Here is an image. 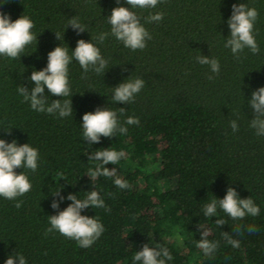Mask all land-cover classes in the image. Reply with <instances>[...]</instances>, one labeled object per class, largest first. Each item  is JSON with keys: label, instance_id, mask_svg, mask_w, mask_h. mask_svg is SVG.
<instances>
[{"label": "trees", "instance_id": "trees-1", "mask_svg": "<svg viewBox=\"0 0 264 264\" xmlns=\"http://www.w3.org/2000/svg\"><path fill=\"white\" fill-rule=\"evenodd\" d=\"M240 3L259 13L254 36L260 50L253 54L245 48L237 57L225 42L232 6ZM118 6L130 7L126 0H0V11L13 21L30 17L38 36L20 59L0 56V138L29 143L40 155L35 173L16 169L32 184L30 192L17 198L22 206L0 197V264L16 253L27 264H133L145 244L167 248L173 259L166 264H264V136L250 127L255 113L249 104L252 92L264 87V0H164L154 9H134L152 36L146 48L133 51L111 35L103 43L93 39L108 61L104 75L89 71L85 78L73 58L72 97L53 96L45 87L49 104L71 100L73 114L61 118L34 111L18 87H34L32 71L47 66L56 46L71 55L78 40L90 42L101 32L110 33L107 17ZM156 12L163 19L146 22ZM73 17L87 29L78 33L68 25ZM199 55L216 58L219 74L198 63ZM137 78L145 84L134 102H113L114 87ZM105 107L117 113L127 134L117 132L91 145L83 138L82 117ZM130 116L139 124L127 125ZM4 127H12L10 134ZM108 147L125 152L117 165L105 167H116V176L129 189H119L115 177L91 180L87 175L100 163L88 156ZM229 187L240 198H251L259 215L233 220L217 206L216 216H205L204 206L222 199ZM57 190L65 199L53 209ZM91 190L99 192L106 207L81 213L104 225L90 248L47 232L49 216L72 203L69 193L84 199ZM217 219L226 223L219 226ZM250 225L255 232L248 231ZM203 229L209 230L210 241L218 242L211 257L197 247ZM225 233L240 246L233 248Z\"/></svg>", "mask_w": 264, "mask_h": 264}, {"label": "clouds", "instance_id": "clouds-1", "mask_svg": "<svg viewBox=\"0 0 264 264\" xmlns=\"http://www.w3.org/2000/svg\"><path fill=\"white\" fill-rule=\"evenodd\" d=\"M130 7L118 6L112 9L111 15L107 17V22L111 25V31L101 32L91 41L78 40L77 46L69 55L68 49L56 46L48 53L47 66L39 71H32L30 81L34 82V87L29 90L24 85L18 87V93L25 102L30 103V107L40 113L58 114L59 117H69L73 114L72 101L61 99L52 100L49 104L45 95V87L53 96L68 97L73 95L69 82V65L73 58L78 61L83 69L85 78L89 71H94L97 75L105 73L108 69V61L102 56L99 47L92 41L103 43L109 35L123 43L126 48L133 51L143 50L147 46V41L152 39L151 34L141 23V18L134 9H154L164 0H126ZM119 3V0H117ZM258 11L250 8L245 3L233 4L232 15L227 23L230 28V35L226 39L225 47L230 48L237 57L245 48L251 50L253 54L259 52V45L254 36V25L258 18ZM163 19L162 12H156L146 17V22H160ZM68 25L78 33L87 28L76 18L70 19ZM67 25V27H68ZM35 27L34 22L28 16L21 15L18 19L12 20L8 14L0 11V56L11 59H20L25 52V48L33 42L37 43V35L32 32ZM66 27V28H67ZM56 33V38L61 40L60 33ZM64 34V33H63ZM198 63L208 65L211 72L218 75L220 64L216 58L206 55L196 57ZM210 80L213 76L208 77ZM145 81L137 78L135 80H125L114 87L112 95L113 102L130 104L134 102L136 95L143 89ZM254 110L255 117L251 119L250 127L256 130V135L264 136V87H260L252 92L249 101ZM123 110V109H122ZM127 125L139 124L136 117H128ZM230 126L235 132L238 130L236 121H231ZM83 138L89 144L99 143L101 137H113L117 132L127 134V127L120 124L117 113L108 107L97 108L94 112H86L82 117ZM5 128V127H4ZM11 128H5L10 134ZM125 152L117 151L110 147L102 148L88 156L89 160L99 161L94 169H90L87 175L94 180L100 176L115 177L114 184L119 189H129L131 185L124 179L116 176V167L108 168L105 165L111 163L117 165ZM40 155L38 150L29 143L17 144L15 140L11 143L0 138V197L8 200H16L15 207L20 208L22 201L18 197L24 196L32 189V184L28 176L22 171L17 173L16 169H29L35 173L39 166ZM59 196V200H53L51 207L58 209L60 201L65 199L60 195V191L53 192ZM72 201L64 210L57 215L49 216L50 227L47 232L57 231L66 238L75 240L79 247L90 248L105 231L104 225L98 218L82 215V211L91 207L92 209L105 208V201L96 190L88 192L84 199H78L75 194L69 193L66 197ZM217 206L233 220H241L246 216H258L260 208L251 198L242 199L239 197L235 188L229 187L226 195L222 199H212L204 206V215L213 217L217 214ZM217 225L226 222L217 219ZM201 228V226H200ZM248 231L255 232L256 226L250 225ZM208 229H203L201 238L197 242V247L202 249L204 256L211 257L218 249V242L210 241ZM227 242L233 247L240 246L239 241L232 239L225 233ZM173 257L165 247H150L145 244L142 250L137 251L133 258V264H166V261ZM27 264L26 258L19 253L9 255L5 264Z\"/></svg>", "mask_w": 264, "mask_h": 264}]
</instances>
